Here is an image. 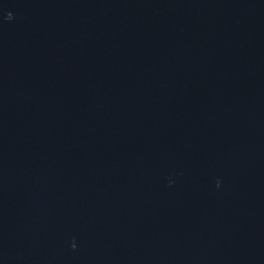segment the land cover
<instances>
[{
    "label": "water",
    "instance_id": "1",
    "mask_svg": "<svg viewBox=\"0 0 264 264\" xmlns=\"http://www.w3.org/2000/svg\"><path fill=\"white\" fill-rule=\"evenodd\" d=\"M0 264H264V0H0Z\"/></svg>",
    "mask_w": 264,
    "mask_h": 264
},
{
    "label": "clouds",
    "instance_id": "2",
    "mask_svg": "<svg viewBox=\"0 0 264 264\" xmlns=\"http://www.w3.org/2000/svg\"><path fill=\"white\" fill-rule=\"evenodd\" d=\"M6 19L9 20V21H11L13 19L12 13H8ZM216 186H217V188L220 187L219 182H217V185ZM73 248H75V245H73Z\"/></svg>",
    "mask_w": 264,
    "mask_h": 264
}]
</instances>
